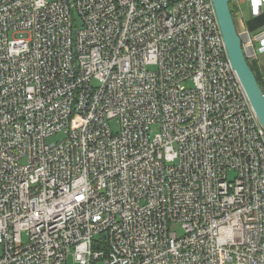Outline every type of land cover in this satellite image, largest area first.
<instances>
[{"label":"built area","instance_id":"obj_1","mask_svg":"<svg viewBox=\"0 0 264 264\" xmlns=\"http://www.w3.org/2000/svg\"><path fill=\"white\" fill-rule=\"evenodd\" d=\"M239 2L253 63L264 30ZM0 247V264H264V129L211 0H0Z\"/></svg>","mask_w":264,"mask_h":264},{"label":"water","instance_id":"obj_2","mask_svg":"<svg viewBox=\"0 0 264 264\" xmlns=\"http://www.w3.org/2000/svg\"><path fill=\"white\" fill-rule=\"evenodd\" d=\"M224 39L228 59L236 72L258 121L264 129V93L247 62L230 10V0H211Z\"/></svg>","mask_w":264,"mask_h":264},{"label":"crops","instance_id":"obj_3","mask_svg":"<svg viewBox=\"0 0 264 264\" xmlns=\"http://www.w3.org/2000/svg\"><path fill=\"white\" fill-rule=\"evenodd\" d=\"M233 8V19L238 17L237 6L232 3ZM239 7L242 11L243 20L245 27L252 33L258 32L260 30H264V8L262 14L257 18H252L249 13V7L247 0H240ZM239 27H243L241 23H238L237 29ZM253 69V72L257 78L259 86L264 93V53L259 55L258 60L254 61L252 65H250Z\"/></svg>","mask_w":264,"mask_h":264},{"label":"rangeland","instance_id":"obj_4","mask_svg":"<svg viewBox=\"0 0 264 264\" xmlns=\"http://www.w3.org/2000/svg\"><path fill=\"white\" fill-rule=\"evenodd\" d=\"M249 65H252V62L249 63ZM110 126H111L113 131H115L118 128V125H117V123L115 121L110 122ZM58 139H59V136H53L52 138H50V140H55V141L58 140ZM172 230L175 231L179 235L182 233V230L180 229V226L177 225V224L172 227ZM1 253H2V251H1V247H0V256H1ZM63 264H75L71 254L67 255L66 262L63 263ZM95 264H104V263L102 261H97Z\"/></svg>","mask_w":264,"mask_h":264},{"label":"trees","instance_id":"obj_5","mask_svg":"<svg viewBox=\"0 0 264 264\" xmlns=\"http://www.w3.org/2000/svg\"><path fill=\"white\" fill-rule=\"evenodd\" d=\"M229 6H230V10H231V13H232V16H233V8H232V5L231 4H229ZM252 68V67H251ZM253 70V69H252Z\"/></svg>","mask_w":264,"mask_h":264}]
</instances>
